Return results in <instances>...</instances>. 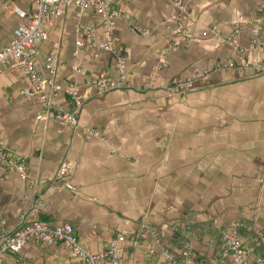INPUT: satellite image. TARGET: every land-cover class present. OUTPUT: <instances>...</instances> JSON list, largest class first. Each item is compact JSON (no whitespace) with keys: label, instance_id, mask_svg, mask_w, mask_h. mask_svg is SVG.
<instances>
[{"label":"crops","instance_id":"crops-1","mask_svg":"<svg viewBox=\"0 0 264 264\" xmlns=\"http://www.w3.org/2000/svg\"><path fill=\"white\" fill-rule=\"evenodd\" d=\"M174 1L117 0L108 51L96 49L106 32L91 9L68 4L46 26L31 63L43 92L66 110L64 90L74 86L82 101L76 128L17 96L33 87L21 61L0 65V140L39 182L30 188L0 166V233L26 219L70 224L92 253L122 235L123 264H140L143 227L174 228L167 249L178 255L186 234L208 264L221 255L222 232L236 227L264 257V71L250 70L264 62V0H181L182 10ZM35 9L31 0H0V48L27 23L18 12ZM178 26L186 39L170 48ZM120 68L130 87L98 94V75L114 80ZM61 167L72 189L54 191L48 183ZM3 264L78 263L60 242L29 241Z\"/></svg>","mask_w":264,"mask_h":264},{"label":"built area","instance_id":"built-area-1","mask_svg":"<svg viewBox=\"0 0 264 264\" xmlns=\"http://www.w3.org/2000/svg\"><path fill=\"white\" fill-rule=\"evenodd\" d=\"M35 5V10L30 14L18 12L20 17L27 20V23L21 24L14 32L10 42L0 48V65L9 64L11 61H21V70L28 77L33 87L20 90L17 94L20 98L35 99L41 106L43 112H49L55 109V118L63 125H69L72 128L77 127V115L82 107V101L71 84L64 90L68 96L69 109L59 106L53 97L43 92L40 87V79L31 63L36 46L46 40V26L51 24L56 18L63 13L64 7L68 4L76 5L80 11L93 10L97 14L105 30V40L96 43L98 51H108L112 48V31L113 21L118 16L112 6L117 0H31ZM174 5L182 10L181 0H175ZM259 9L264 15V2L260 4ZM179 37L167 44L173 48L180 45L186 39V32L182 26ZM76 45H80L79 42ZM163 49L160 50V52ZM47 68L51 74L55 73V66L52 64L51 57L47 58ZM232 66V64H229ZM251 73L254 75L264 71V62L255 64L251 67ZM82 72V71H79ZM50 83H53L50 80ZM98 94H105L113 90L129 88L126 79V72L123 68L118 70V75L114 80L107 78L106 73H100L94 80ZM183 84H177L181 88ZM187 87L191 82L186 83ZM42 118V114L36 116L37 120ZM86 136H92L93 131L89 128L84 130ZM0 166L15 171L18 176L26 181L30 188H34L39 182L31 177L25 168L24 160L18 154L9 151L0 140ZM67 167H61L54 179L48 183L50 189L57 191L61 188L72 189L68 182H62L67 172ZM42 204L35 202L31 212L36 214L41 210ZM144 231L136 237L146 248L147 260L140 264H151L150 259L157 256L155 264H195L192 243L185 238L182 247L177 253L173 254L167 249V239L172 235L174 228L156 230L147 226L143 227ZM221 255L212 259L208 264H264V257L256 256L252 249L247 246L244 240L238 235L235 228H227L221 234ZM122 235H117L111 239L107 247L97 253H92L82 247L73 235V228L70 224L52 226L39 220H24L17 228L12 231L0 233V264H3V257L9 253H20L27 242L34 241L44 245H53L60 242L61 245L69 252L78 264H123L122 244L125 242ZM137 241V242H140Z\"/></svg>","mask_w":264,"mask_h":264},{"label":"trees","instance_id":"trees-1","mask_svg":"<svg viewBox=\"0 0 264 264\" xmlns=\"http://www.w3.org/2000/svg\"><path fill=\"white\" fill-rule=\"evenodd\" d=\"M188 225L192 228V225L190 224V222L188 223ZM182 227H183V226L179 225V230L177 231L178 234H179V233H182V231H183V230H182ZM152 229H156V228H155V227H152ZM191 231H193V230H191ZM194 231H196V230H194ZM193 233H194V232H193ZM196 233H198V232L196 231ZM209 242H210L211 245H212V241H208L207 243L210 244ZM208 244H207V245H208ZM214 247H216V246H214ZM253 253H254V252H253ZM254 254H255V253H254ZM255 255H256V254H255ZM194 262H195V264H200V261H199V259L197 260V257H195ZM204 263H206V262H203V264H204Z\"/></svg>","mask_w":264,"mask_h":264}]
</instances>
